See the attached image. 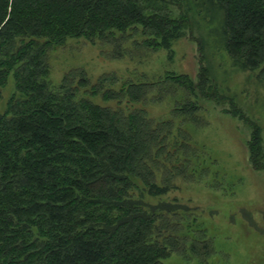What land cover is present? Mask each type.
I'll return each instance as SVG.
<instances>
[{
    "label": "trees",
    "instance_id": "trees-1",
    "mask_svg": "<svg viewBox=\"0 0 264 264\" xmlns=\"http://www.w3.org/2000/svg\"><path fill=\"white\" fill-rule=\"evenodd\" d=\"M215 1L223 11L228 52L243 66L262 65L264 70V0ZM168 12L166 0H0V95L10 74L15 81V92L0 112V264L213 260V238L196 207L173 202L155 206L142 195L133 197L138 182L148 191L166 189L155 182L154 165L168 166L160 153L185 157L168 168L172 175L178 169L176 173L196 180L217 172L210 154L186 140L169 146V120L152 125L141 108H112L89 95L103 89V97L133 99L143 95L145 84L124 83L112 90L102 86L113 77L93 83L83 71L65 75L56 86L46 77L47 49L67 36L113 41L118 31L140 23L150 35L144 40L147 46H157L159 40L166 46L185 19H173ZM204 73L201 68L195 82L181 75L171 78L193 97L180 105L193 120L199 98L226 99L212 82H204ZM79 86L85 94L79 95ZM227 99L228 111L244 121ZM251 128L249 160L252 167L264 168L256 126ZM211 178V187L220 186ZM162 179L169 177L163 174Z\"/></svg>",
    "mask_w": 264,
    "mask_h": 264
},
{
    "label": "rangeland",
    "instance_id": "rangeland-1",
    "mask_svg": "<svg viewBox=\"0 0 264 264\" xmlns=\"http://www.w3.org/2000/svg\"><path fill=\"white\" fill-rule=\"evenodd\" d=\"M166 1L171 18L185 16L179 32L166 46L159 39L157 46H147L144 40L150 35L140 23L118 31L113 41L91 42L82 36H67L47 49L46 77L56 86L65 75L83 71L93 83L99 77H113L102 86L112 90L124 83L145 84L143 95L133 99L123 94L103 97V89L89 95L112 108H141L152 119V125L169 120V146L181 140L194 143L203 154H210L211 168L217 172H208L196 180L192 174H179L173 168L176 172L172 175L168 166L183 156L175 153L165 157L160 153L168 166L154 165L155 182L166 189L148 191L145 184L138 182L133 197L142 195L147 204L155 206L173 202L196 207L215 248L213 260L207 264H264V168L251 166L246 147L254 124L264 160V70L262 65L243 66L228 52L222 30L223 11L215 0ZM201 68L206 75L204 82H212L216 93L226 99L214 102L199 98L200 108L192 115L193 120L180 108L182 102L192 101L193 97L171 78L181 75L195 82L201 77ZM77 77L78 73L74 74L73 80ZM83 88L77 89L79 95L85 94ZM13 92L15 81L10 74L1 87L0 112ZM227 98L241 110L244 121L228 111ZM163 174L169 180H163ZM211 177L220 186L211 187Z\"/></svg>",
    "mask_w": 264,
    "mask_h": 264
}]
</instances>
